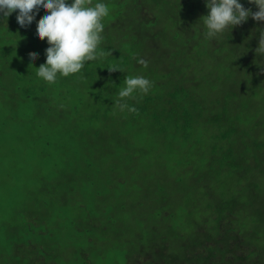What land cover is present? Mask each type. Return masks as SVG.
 Listing matches in <instances>:
<instances>
[{
    "label": "trees",
    "instance_id": "1",
    "mask_svg": "<svg viewBox=\"0 0 264 264\" xmlns=\"http://www.w3.org/2000/svg\"><path fill=\"white\" fill-rule=\"evenodd\" d=\"M96 3L111 55L54 83L37 75L48 13L25 27L0 14V264H264V21L210 39L205 0ZM138 75L152 88L121 112ZM54 122L69 123L55 142L20 132ZM14 143L32 183L4 166Z\"/></svg>",
    "mask_w": 264,
    "mask_h": 264
},
{
    "label": "clouds",
    "instance_id": "2",
    "mask_svg": "<svg viewBox=\"0 0 264 264\" xmlns=\"http://www.w3.org/2000/svg\"><path fill=\"white\" fill-rule=\"evenodd\" d=\"M258 10L244 8L238 0H205L209 10L208 15L202 16L206 26L207 38H216L245 22L249 17L254 21H264V0H249ZM92 5V0H73L71 5L66 0H0V14L8 17L18 10L17 23L21 27L30 25L34 18V9L42 7L48 14L37 24L39 39H47L45 50L46 61L39 66L37 75L49 83L57 80V74L67 77L79 73L85 62L102 59L111 55V51L98 50L103 40L101 33L104 25L103 17L108 15V6L103 3ZM256 54H264V31H261ZM29 60L35 61L37 53H29ZM138 63L147 67L148 62L139 59ZM109 72L122 71L118 66L107 68ZM125 86L118 93L115 107L123 112H135L128 105V99H136L135 93L147 94L152 88V81L143 76H128L124 79Z\"/></svg>",
    "mask_w": 264,
    "mask_h": 264
},
{
    "label": "rangeland",
    "instance_id": "3",
    "mask_svg": "<svg viewBox=\"0 0 264 264\" xmlns=\"http://www.w3.org/2000/svg\"><path fill=\"white\" fill-rule=\"evenodd\" d=\"M3 113H0L1 116L6 117L9 115L8 108L2 109ZM67 124L68 122H54L52 124H49V126L44 127H34L30 123H26L24 126L21 127L20 132L23 134L31 133L33 142H36L37 140H43V142H55L58 139V131H59V125L60 124ZM21 124V123H20ZM66 130V128H63ZM1 137H3V133L0 132V141L2 140ZM65 142H68V138H65ZM13 149L15 150L16 154L11 155L6 151V159H4L3 163L5 168L12 173L13 178L16 179L20 177V181L23 183H32L34 181V172L28 173V170L26 166L27 164L23 163L25 161L24 157L21 155V153L18 150V143H14ZM15 160H18L19 163H13ZM31 165V163H29ZM9 182V181H8ZM13 191H16L17 195H20V191L16 188H12ZM2 201V200H1ZM116 246L114 249H112L110 252H115V259H120L121 255L123 253V250H125V245H121L118 242H115ZM120 256V257H118Z\"/></svg>",
    "mask_w": 264,
    "mask_h": 264
}]
</instances>
